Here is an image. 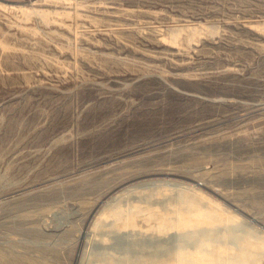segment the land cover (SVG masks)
Here are the masks:
<instances>
[{"label": "rangeland", "instance_id": "obj_1", "mask_svg": "<svg viewBox=\"0 0 264 264\" xmlns=\"http://www.w3.org/2000/svg\"><path fill=\"white\" fill-rule=\"evenodd\" d=\"M0 264H264V0H0Z\"/></svg>", "mask_w": 264, "mask_h": 264}]
</instances>
